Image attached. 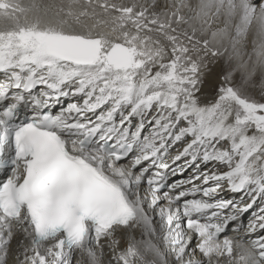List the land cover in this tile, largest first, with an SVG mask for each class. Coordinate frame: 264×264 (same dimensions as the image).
<instances>
[{
	"label": "snow or ice",
	"instance_id": "obj_1",
	"mask_svg": "<svg viewBox=\"0 0 264 264\" xmlns=\"http://www.w3.org/2000/svg\"><path fill=\"white\" fill-rule=\"evenodd\" d=\"M0 20V264H102L105 247L116 264H264V235L219 239L264 200V0H0ZM169 158L194 175L168 185L185 170ZM225 184L250 202L214 199Z\"/></svg>",
	"mask_w": 264,
	"mask_h": 264
},
{
	"label": "bare ground",
	"instance_id": "obj_2",
	"mask_svg": "<svg viewBox=\"0 0 264 264\" xmlns=\"http://www.w3.org/2000/svg\"><path fill=\"white\" fill-rule=\"evenodd\" d=\"M20 2L22 4H27L28 0H20ZM3 26H5V22L0 20V27H3ZM246 51H249V52L252 51L251 44H249ZM233 66H235V65H233ZM227 67H228V62H227L226 56H225V58H222V59L216 60L215 62L209 63L208 71L210 72V75H209V82L206 83V85H205V92L214 93V87H209V83L212 85L218 84L221 80L223 72L226 70ZM234 78L236 80H233V83L237 86H241V84L239 82L241 80H238L239 78H241V72L240 71L236 72ZM257 82H258L257 84L260 85L259 89L254 91V89L251 88L250 90L254 91L253 95L257 99H259V97L261 95V82H260V80H257ZM36 91L38 92L39 89H37ZM68 102H69L68 100H64L63 104L66 106V104ZM52 110L54 113H58L60 110V105H56ZM23 111L26 114H31V108L23 109ZM94 118L95 117H93V119ZM117 119H119V118L117 117ZM150 131H151L150 127L146 128L143 135H148ZM175 147L176 148H174L172 150H171V148L169 149V157H174L177 154L178 150H182L183 146L182 145H176ZM167 162L171 165L172 168H179L181 166H184V168H185V170L182 173L180 171H177L175 175L170 173L171 171H169L167 173L169 180L173 181V183L188 181L194 175V167H187L185 165L184 159H182L181 161H177L175 164H173L171 159L169 158L167 160ZM208 167H211V165H209ZM204 170H206V169H202L201 171H204ZM196 184L199 185L200 182L196 181ZM144 187L147 188V185L145 184ZM191 187H192V185H190V184H184V189L191 188ZM179 190H181V189H178V191ZM242 197H243L244 203L250 202L248 197L245 196L243 192L232 193V192L227 190V185L225 184L224 190L219 192V194L214 199L233 200L234 202L239 203L241 201ZM188 198L191 199L192 197H188ZM196 198H203V197L201 195H198ZM240 206L243 207V204H241ZM159 207H161V206L159 205ZM159 207L157 208V212L159 211ZM262 208H264V200L258 199L256 201V203H254L252 205V207L249 208L246 212H242V213L238 214L237 221L242 223L241 224L242 225L241 230L237 229L236 231H233L234 229L230 228L229 226L230 225L236 226L237 224H230L232 221L229 223V226H228L229 232L227 231V233L230 235V237L232 238L233 241L241 242L245 246L250 247L251 241L257 239L259 236L264 235V232H262L260 230H257L254 233H249V231H248L250 223H252L256 219L257 215L261 214V212L260 213H257V212H259V210H261ZM221 211L225 213L227 211H231V209H225V210H221ZM156 219H157V221H159V216H157ZM235 236H236V238H234ZM139 238H140L139 234H137V239H139ZM220 241H223V239H221ZM195 243H196V238L194 237L192 240L191 246H195ZM12 247H13V249L16 248V241L15 240L12 242ZM123 247H124V245H121V248H123ZM165 248L167 250V246H165ZM95 250L97 251V254L99 255L100 249H95ZM234 255H235V252H234ZM112 256H113L112 252L107 247H105L103 250V256L101 257L102 264H110V262H111V264H116L115 260L112 259ZM169 260H170V264H175L174 256L170 255ZM78 262H79V264H88V258L86 256V254H81L79 251H77L73 257V264H78ZM221 264H226V258H221Z\"/></svg>",
	"mask_w": 264,
	"mask_h": 264
},
{
	"label": "rangeland",
	"instance_id": "obj_3",
	"mask_svg": "<svg viewBox=\"0 0 264 264\" xmlns=\"http://www.w3.org/2000/svg\"><path fill=\"white\" fill-rule=\"evenodd\" d=\"M125 2H130V0H125ZM247 52H249V51H247ZM250 53V52H249ZM247 57H245V59H246ZM226 70H227V68H226ZM254 79V83L253 84H249V85H244L243 84V80H242V74H241V78H239L238 80H241V81H239L240 82V84L241 85H243V87L251 94V95H253L254 94V91L255 90H257V89H259V87H260V85H258L257 83V80H260V78H259V76H256V77H254L253 78ZM234 80H236L235 78H234ZM251 88H253L254 89V91H252V90H250ZM254 96V95H253ZM179 145V144H178ZM174 148H176V147H172L171 148V150L172 149H174ZM202 169H204V167L202 166L201 167V170ZM258 207V206H257ZM262 209H264V208H262ZM261 212V210H259V212H257V213H260ZM247 225V224H246ZM262 232H264V231H262Z\"/></svg>",
	"mask_w": 264,
	"mask_h": 264
}]
</instances>
